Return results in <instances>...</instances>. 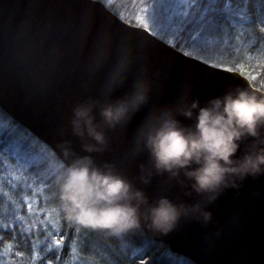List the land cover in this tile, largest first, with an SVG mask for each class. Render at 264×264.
<instances>
[{
    "label": "water",
    "instance_id": "obj_1",
    "mask_svg": "<svg viewBox=\"0 0 264 264\" xmlns=\"http://www.w3.org/2000/svg\"><path fill=\"white\" fill-rule=\"evenodd\" d=\"M63 1L73 10L54 9L64 6ZM130 36L137 41H130ZM78 46L84 47L72 50ZM88 49L95 50L85 55ZM131 58L138 68L127 70ZM163 65L170 71L159 86H152L142 113L108 130L109 149L96 156L98 163L114 164L134 182H138L140 164L147 162L146 153L135 155L141 126L154 108L189 94L203 104L235 87L264 92L253 88L240 73L210 66L148 29L129 26L99 0H0V110L65 163L70 161L64 157L63 141L71 139L77 152L81 145L70 134L72 109L88 98L104 102L126 97L138 78L149 80L146 71ZM99 66L106 83L125 71L117 92L108 93V86L99 84L94 76ZM140 186L151 198L167 194L186 199L178 189L166 191L165 177H153L150 185ZM213 211V221L207 226L185 221L166 235L147 228L141 231L194 264H264V178L229 191ZM173 232H178L175 239Z\"/></svg>",
    "mask_w": 264,
    "mask_h": 264
},
{
    "label": "clouds",
    "instance_id": "obj_2",
    "mask_svg": "<svg viewBox=\"0 0 264 264\" xmlns=\"http://www.w3.org/2000/svg\"><path fill=\"white\" fill-rule=\"evenodd\" d=\"M124 79L125 71L112 78L108 93ZM151 90V82L141 77L126 97L88 98L72 109L70 134L81 141L80 152L67 139L62 149L70 162L52 166L61 211L73 225L114 237L144 228L166 235L185 221L207 226L229 191L264 178V94L241 87L203 104L189 94L149 112L135 153L147 155L138 182L112 163H98L96 156L109 149L108 130L143 109ZM156 176L167 179L166 191L178 189L186 199L151 198L140 185H150Z\"/></svg>",
    "mask_w": 264,
    "mask_h": 264
},
{
    "label": "trees",
    "instance_id": "obj_3",
    "mask_svg": "<svg viewBox=\"0 0 264 264\" xmlns=\"http://www.w3.org/2000/svg\"><path fill=\"white\" fill-rule=\"evenodd\" d=\"M116 1L118 3H115ZM121 1L124 3L132 1L149 11L155 9L156 13L162 16L163 10H157V8L161 7L163 2L168 3L167 0ZM189 1L193 4V8L186 18L189 20L191 30L195 27L193 31L197 32L201 28V36L212 35L215 39L213 47L220 58L211 61L220 68L240 72L255 88L264 92V31H261L264 29V0H187V3ZM115 2V5L108 6L110 10L121 19L136 24L129 12L121 10L124 8L120 0ZM201 16L204 20L200 19ZM173 24L177 28L180 21L176 20ZM176 42L179 44L178 40ZM0 119L19 129L12 123L10 117L2 112H0ZM20 132L24 134L22 130ZM25 137L35 139L29 133H26ZM7 139L6 136L1 137L3 142ZM36 142L41 150L31 152L38 156L41 163L45 161L40 169L46 173L45 175L50 176L44 191L49 207L54 208L56 225L59 226V229L54 232L56 241L62 243L59 260L70 263L72 255L77 250L81 264H192L172 255L166 246L150 240L141 230L114 237L106 231L76 226L65 219L60 208L56 171L52 167L53 162L60 160L43 143L38 140ZM21 149L24 151L26 147L22 145ZM1 156L3 155L0 154V158ZM50 181L54 182L51 186H49ZM2 190L8 196H0V216L3 215L5 218V220L0 219L2 225L0 227V260L5 258L3 261L5 264H23L21 261L26 262L23 253L36 256L51 251L49 255L52 261L50 262L57 264L55 260L58 257L55 255V250L42 249L36 245L48 236L47 231L38 226H34L37 228L31 230L25 228L31 223L26 221H30L31 217L27 202L32 196L29 192H24L25 189L9 188V185H4ZM14 204L19 207L18 211L14 210ZM44 206L49 209L47 205ZM2 212L5 213L2 214ZM33 217L38 220L37 215ZM77 245L81 248L76 249Z\"/></svg>",
    "mask_w": 264,
    "mask_h": 264
},
{
    "label": "rangeland",
    "instance_id": "obj_4",
    "mask_svg": "<svg viewBox=\"0 0 264 264\" xmlns=\"http://www.w3.org/2000/svg\"><path fill=\"white\" fill-rule=\"evenodd\" d=\"M106 6L115 5V0H104ZM168 3H162L161 7H158L157 10H163V16L156 13L155 9L151 11L141 8L139 5L135 4L132 1H126V3L120 0V3L123 5L124 9L130 13L131 18L135 21L136 25L139 27L146 28L150 30L155 36L159 39L166 42L168 45L174 47L185 55L192 56L200 61L205 63H210L217 65L211 60H217L220 58L219 54L214 49V38L212 35H205L200 33V29L197 32L193 29L191 30V25L188 23L187 16L193 8V4L185 2L182 6L181 0H167ZM183 7H185L183 9ZM180 13L184 15L181 16ZM176 20L180 21L179 27H174L173 22ZM204 26V24L202 25ZM178 34V35H176ZM177 36V38H176ZM176 40L179 41L177 44ZM223 53V51H222ZM209 58V59H207ZM225 69V68H224ZM15 129L12 128L9 124L5 123L4 120L0 119V149L2 150V144L4 143L1 140L2 136L8 137V135H13ZM16 138V139H15ZM13 141L6 143L8 149H4L5 154L0 158V196H8L2 188L4 185H9L11 181L22 183L26 193L29 192V195L32 197L28 200L27 206L30 211V221L29 226H26V229H36L34 226H38L44 231L46 230L48 236L40 243L48 249L55 250V255L58 257L55 261L57 264H78L80 260L78 259L77 253L72 255L70 263H65L59 259L61 253L62 243L54 241V232L56 229H59V226L56 224V218L54 216V208L49 207L47 202V195L45 193V187L49 182L48 175L40 169L44 166L45 161L42 163L38 158H33L30 151L32 150H41V147L38 145L36 140H32L31 146L24 151L21 150L22 143L15 137ZM35 166H37L35 168ZM53 167V166H52ZM29 172V173H28ZM45 175V176H44ZM54 182L50 181L49 186ZM12 186V183H11ZM44 205L49 207L45 208ZM52 205V204H50ZM44 206V207H43ZM14 210L18 211L19 207L16 204L13 205ZM34 212V213H33ZM5 212H2V214ZM37 215L38 220H35L33 217ZM1 220H5L4 216H0ZM25 225V223H24ZM0 223V227H1ZM34 227V228H33ZM54 242V244H53ZM77 249H80V246H76ZM79 253V250H78ZM4 259L0 260V264L3 263ZM61 261V262H60ZM23 264H32L21 261ZM42 264H53L50 261H45ZM81 264V263H79Z\"/></svg>",
    "mask_w": 264,
    "mask_h": 264
},
{
    "label": "bare ground",
    "instance_id": "obj_5",
    "mask_svg": "<svg viewBox=\"0 0 264 264\" xmlns=\"http://www.w3.org/2000/svg\"><path fill=\"white\" fill-rule=\"evenodd\" d=\"M110 12H112L111 10H110V8L109 7H107L106 6V4H105V1L104 0H99ZM115 3H118L117 1L115 2ZM61 5H64V6H62V7H59V8H54V9H58V10H61L62 8H64V7H69V8H73V6L72 5H70V4H68V3H66L65 1H63L62 3H61ZM123 6V5H122ZM73 10V9H72ZM115 16H117L119 19H121L118 15H116L114 12H112ZM123 22H125L126 24H128L129 26H132V27H139V26H137L136 24H132V23H129V22H127V21H125V20H123V19H121ZM61 22H60V20H57L56 21V24L58 25V24H60ZM139 28H143V27H139ZM146 29V28H145ZM150 31V30H149ZM151 32V31H150ZM152 33V32H151ZM130 41H133V42H135V41H137L133 36L131 37L130 36ZM83 47L84 46H78L77 48H72V50H74L75 52H78L80 49H83ZM95 49H88L87 50V52H86V54L85 55H88V54H90V53H92L93 51H94ZM203 62V61H202ZM208 65H210V66H213V67H217L218 68V66H216V65H213V64H210V63H207ZM112 68V65L111 66H109L108 67V69H111ZM136 68H138V66H137V61H136V59L135 58H131L130 59V61H129V64H128V66L126 67V69L127 70H129V69H136ZM220 68V67H219ZM97 69H98V74H96V75H94L96 78H99L98 79V81H99V84H101V85H104V87H106V85L107 86H109V82H107L106 83V79H104L103 77L101 78L100 77V75H101V73H102V67H97ZM170 71V68H168L167 66H165V65H163V66H159L157 69H155L153 72H151V71H146V73H147V75H148V77H149V81L151 82V86H153V87H156V86H159L160 85V83L162 82V81H164V78H163V75L164 74H166V75H168L167 73ZM235 72H237V71H235ZM237 73H240V72H237ZM241 74V73H240ZM242 75V74H241ZM243 76V75H242ZM244 78H246L248 81H249V79L247 78V77H245V76H243ZM250 82V81H249ZM250 84H251V82H250ZM252 85V84H251ZM253 86V85H252ZM253 88H255L254 86H253ZM255 89H257V88H255ZM257 90H259V89H257ZM261 91V90H260ZM0 112H2V113H4L3 111H1L0 110ZM140 112L142 113V111H139L138 112V114H140ZM11 119V121H12V123L15 125V126H17L19 129L17 130V128L16 127H14V126H12V125H10L12 128H14L15 130L13 131L14 132V134L13 135H8V139H7V141L6 142H4L3 144H2V150L0 151V154L1 155H3V154H5V151H4V149H8L7 148V146H6V143H8V142H10V140L12 139V138H15V137H17V139L22 143V145L23 146H25V147H30L31 146V143H33V141L31 140V139H29L28 137H25V135H26V133H29L32 137H34L33 135H32V132L30 131V130H28L27 128H25L24 126H21V125H19L16 121H14L12 118H10ZM23 131L24 132V134H22L20 131ZM36 140H38L36 137H34ZM39 141V140H38ZM39 142H41V141H39ZM42 143V142H41ZM44 144V143H43ZM45 145V144H44ZM46 146V145H45ZM47 147V146H46ZM47 148H49V147H47ZM22 150V149H21ZM50 150V149H49ZM31 152V151H30ZM32 153V152H31ZM32 157L33 158H38V156L37 155H34V154H32ZM29 173V172H28ZM11 183H12V186H11ZM11 183H9L8 182V184H9V188H14V189H19V190H22V189H24V185L21 183H18V182H14V181H11ZM30 196H32V195H30ZM178 235V232H173L172 233V239H175L176 238V236ZM54 240H57V238H55ZM37 245V247H40V248H46L44 245H41V244H36ZM162 245H164V244H162ZM165 246V245H164ZM167 247V246H166ZM75 248V247H74ZM168 248V247H167ZM77 249V248H76ZM75 249V250H76ZM169 249V248H168ZM53 251V250H52ZM77 251V250H76ZM76 251H75V253H76ZM169 251H170V249H169ZM51 253V251L50 252H47V253H44V254H40V255H36V256H34V255H27V254H25V253H23L24 254V258H25V260H26V263H32V264H42L43 262H45V261H52V259H50V254ZM170 253L172 254V255H175V256H177V257H180V258H183L184 260H187V261H189V262H191L192 264H194L190 259H188V258H186V257H184V256H180V255H176V254H173L171 251H170Z\"/></svg>",
    "mask_w": 264,
    "mask_h": 264
},
{
    "label": "snow or ice",
    "instance_id": "obj_6",
    "mask_svg": "<svg viewBox=\"0 0 264 264\" xmlns=\"http://www.w3.org/2000/svg\"><path fill=\"white\" fill-rule=\"evenodd\" d=\"M185 2H187V0H181V4H182V6H183V4H184ZM180 15L183 16L184 14H183V13H180ZM200 19H201V20H204V17L201 16ZM206 23H210V21H206ZM261 31H264V29H262ZM120 87H122V85H121ZM120 87L116 88L114 92H117V90H118Z\"/></svg>",
    "mask_w": 264,
    "mask_h": 264
}]
</instances>
